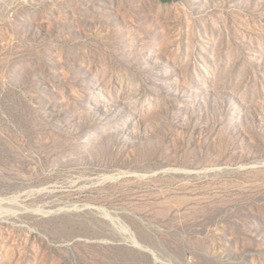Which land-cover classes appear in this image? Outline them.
Instances as JSON below:
<instances>
[{
  "label": "rangeland",
  "instance_id": "rangeland-1",
  "mask_svg": "<svg viewBox=\"0 0 264 264\" xmlns=\"http://www.w3.org/2000/svg\"><path fill=\"white\" fill-rule=\"evenodd\" d=\"M0 264H264V0H0Z\"/></svg>",
  "mask_w": 264,
  "mask_h": 264
}]
</instances>
